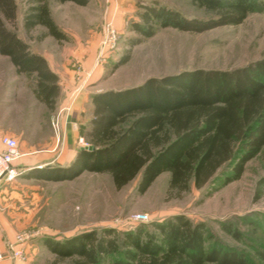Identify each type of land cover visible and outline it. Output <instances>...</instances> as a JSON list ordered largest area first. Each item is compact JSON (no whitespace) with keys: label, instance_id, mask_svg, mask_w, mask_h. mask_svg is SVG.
<instances>
[{"label":"trees","instance_id":"16d2710c","mask_svg":"<svg viewBox=\"0 0 264 264\" xmlns=\"http://www.w3.org/2000/svg\"><path fill=\"white\" fill-rule=\"evenodd\" d=\"M58 1L87 5L90 0ZM191 2L205 16L188 17L154 0L138 11L140 20L133 21L131 29L143 38L167 27L199 33L241 24L264 8L260 0ZM27 3L23 20L27 31L40 25L45 31L38 40L65 38L49 0ZM16 17V0H0V53L28 79L36 98L54 111L60 78L20 37L12 25ZM129 58L124 55L114 66ZM92 104V118L81 125L92 148H79L66 166L38 169V174L29 171L26 177L62 181L84 171L109 173L121 188L140 175L138 190L143 193L168 172L170 189L182 195L191 184L209 192L227 185L242 176L250 160L264 154V58L231 69L198 68L149 77L139 85L99 91ZM147 225L142 222L120 232L92 230L63 241L48 238L45 244L56 256L50 264H251L242 250L210 244L205 221L176 214L153 221L151 228ZM221 228L241 240L233 224L221 223ZM260 256L264 260V253Z\"/></svg>","mask_w":264,"mask_h":264},{"label":"rangeland","instance_id":"374dc122","mask_svg":"<svg viewBox=\"0 0 264 264\" xmlns=\"http://www.w3.org/2000/svg\"><path fill=\"white\" fill-rule=\"evenodd\" d=\"M152 1L90 0L87 5H78L49 0L52 16L65 35L55 39L57 45L51 49L54 57L59 64L78 71L93 66L95 71L89 81L101 90L135 86L149 77L185 70L231 69L264 58V8L238 25L199 33L167 27L143 38L131 29V24L140 20L138 11ZM157 1L188 17L205 16L204 10L191 0ZM260 1L264 5V0ZM16 2L17 17L12 25L20 37L36 45L45 39L38 40L45 28L39 25L27 31L23 22L27 0ZM112 4L116 9L109 15ZM108 17L119 29V40L109 57L96 66L102 28ZM136 37L142 40L133 44ZM126 54L129 60L115 67ZM56 109L43 110L34 105L32 122L39 130L37 139L49 132L55 137L51 123ZM23 132L24 140L31 138L26 129ZM19 149L22 150L20 143ZM22 175L20 172L14 180L0 183V227L3 221L10 222L16 233L24 231L31 237L26 258L19 260L21 264H50L56 256L45 244L48 238L63 241L92 230L133 229L142 223L133 221L138 212L149 214L148 228L153 221L176 214H185L194 222L205 221L210 244L242 250L251 264H264L260 256L264 253V154L250 160L239 179L210 192L191 184L182 195L170 189L168 172L159 175L143 193L138 190L140 175L121 188L116 187L109 173L84 171L62 181H36ZM221 223L238 228L241 240L222 230ZM5 260L10 264L14 261Z\"/></svg>","mask_w":264,"mask_h":264},{"label":"crops","instance_id":"0c3cea01","mask_svg":"<svg viewBox=\"0 0 264 264\" xmlns=\"http://www.w3.org/2000/svg\"><path fill=\"white\" fill-rule=\"evenodd\" d=\"M112 7L109 15H112L113 10L116 9L113 4ZM24 41L29 43L34 51L46 58L51 69L60 78V95L57 101L56 116H61L62 124L60 142L51 132L37 139L36 133L39 130L33 127V107L34 105L40 106V109L43 110H46L47 107L34 97L26 83V77L17 74L9 57L0 53V147L1 137L4 135L14 136L18 139L22 148V156L15 161V165L21 175L26 177V173L29 171L38 174V169L66 166L75 158L78 149L83 147L78 143L79 138L83 137L81 125L88 123L93 116L92 96L102 90L97 89L96 85H92L93 83L91 84L92 81L89 79L86 80L85 71L92 70L94 73L93 66L78 71L58 63L52 53L53 50L51 51L57 45L53 36H47L36 45L26 39ZM79 86H82L81 90H78ZM68 105H70V109L66 111L65 108ZM20 127L26 129L29 134L31 133L30 139L22 138L24 132ZM30 180L47 181L38 178H30ZM15 233L16 230L10 225V222L3 221V225L0 227V246L4 245L7 240H13ZM1 264L10 263L5 260ZM12 264L21 263L12 261Z\"/></svg>","mask_w":264,"mask_h":264},{"label":"built area","instance_id":"2783aa9c","mask_svg":"<svg viewBox=\"0 0 264 264\" xmlns=\"http://www.w3.org/2000/svg\"><path fill=\"white\" fill-rule=\"evenodd\" d=\"M118 40L119 30L114 25L111 17H108L102 28L99 53L95 62L96 66H98L109 57V55L117 46ZM92 73V70L86 72V80L91 78ZM84 84L85 82L83 83V85ZM81 89L82 86H79L78 90ZM69 109L70 105L65 108L66 111H68ZM51 124L55 138L58 142H60L62 138L61 116H56ZM79 143L83 147L90 146L89 143L85 141L84 137L79 138ZM21 156L22 152L19 149L18 140L10 135L2 136L0 147V183L10 182L20 174V171L18 170L14 162ZM149 220L150 216L145 212H138L133 215L134 222H148ZM30 239L31 237L29 233L20 231L16 233L13 240H7L4 245L0 246V264L7 258L14 261L24 260L27 256V244Z\"/></svg>","mask_w":264,"mask_h":264},{"label":"water","instance_id":"95a60500","mask_svg":"<svg viewBox=\"0 0 264 264\" xmlns=\"http://www.w3.org/2000/svg\"><path fill=\"white\" fill-rule=\"evenodd\" d=\"M85 148L90 149V148H92V147H91V146H87V147H85Z\"/></svg>","mask_w":264,"mask_h":264}]
</instances>
